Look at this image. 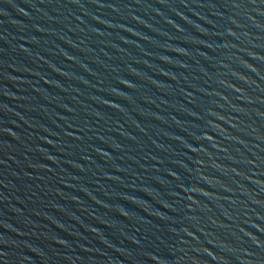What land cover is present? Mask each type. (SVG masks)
Returning a JSON list of instances; mask_svg holds the SVG:
<instances>
[{
	"label": "water",
	"instance_id": "1",
	"mask_svg": "<svg viewBox=\"0 0 264 264\" xmlns=\"http://www.w3.org/2000/svg\"><path fill=\"white\" fill-rule=\"evenodd\" d=\"M0 264H264V0H0Z\"/></svg>",
	"mask_w": 264,
	"mask_h": 264
}]
</instances>
